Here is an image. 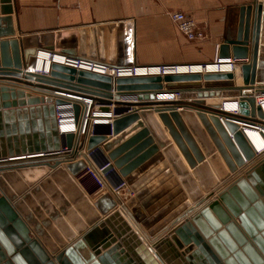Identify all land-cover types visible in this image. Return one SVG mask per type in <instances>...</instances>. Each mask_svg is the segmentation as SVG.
I'll return each mask as SVG.
<instances>
[{"label":"water","instance_id":"obj_1","mask_svg":"<svg viewBox=\"0 0 264 264\" xmlns=\"http://www.w3.org/2000/svg\"><path fill=\"white\" fill-rule=\"evenodd\" d=\"M14 13L13 0H0V264H264V159L255 163L256 151L243 127L230 123L228 131L220 119L224 115L246 124L252 115L264 126V110L257 103V95L264 94V1L229 9L219 57L238 60L241 84L235 72L113 78L58 62L42 75L29 70L36 49L23 47ZM232 90L241 94L237 114L209 103ZM65 93L114 101L118 116L88 140L80 132L61 136L56 105L72 101ZM73 107L79 123L85 106L76 100ZM110 134L114 164L104 172L118 169L117 183L125 178L141 200V209L129 217L132 224L126 221L121 231L114 226L121 214L115 198L105 194L91 203L72 179L86 166L85 160L73 159L78 150L101 152ZM61 146L68 150L59 153ZM161 149L185 193L178 187L160 199L176 179L154 191L171 171L149 184L167 162L144 176L162 158L155 156ZM11 168L18 169L7 171ZM51 170V178L66 191L72 188L98 221L74 198L88 225L73 222L77 231L69 227L70 232L81 235L63 249L67 239L51 242L32 215L38 211L31 205L32 214L25 209L31 195L17 199ZM42 187L46 183L30 192L39 202ZM170 222L173 228L163 235Z\"/></svg>","mask_w":264,"mask_h":264},{"label":"crops","instance_id":"obj_2","mask_svg":"<svg viewBox=\"0 0 264 264\" xmlns=\"http://www.w3.org/2000/svg\"><path fill=\"white\" fill-rule=\"evenodd\" d=\"M252 1L253 0H13V4L15 7V26L17 31L22 33V35H20L22 39H24L26 35L37 36L51 32H59L58 35H60V32H68V36L65 39L66 46L81 50L87 46V43L84 41V36L80 35L82 31L97 29V27H100L103 31H113L115 24H119L118 28L120 31H133L135 33V60L137 63L199 64L208 63L215 59L217 46L224 41L226 36L229 9L232 6L249 4ZM171 11H182L193 17L199 23L200 27L208 34V37L201 41H190L187 39L169 16ZM56 42L59 46L63 43V40L59 36ZM105 42L106 45L109 46L107 37ZM41 55L42 53L40 52L38 59ZM46 55L48 57V54ZM59 59L60 57L56 55L55 60ZM210 65L212 64H209V66ZM194 66L200 67L199 65ZM208 70L211 71V69ZM237 83H243L240 70L237 75ZM225 93H230V91ZM218 99L219 98H213L208 99V101L209 103H213ZM226 106V109H232L228 104ZM178 110L181 111V108H178ZM247 129L249 128H246V135L254 146L257 141L248 135ZM261 137L264 139L262 135ZM159 154L162 155V158L153 163L146 170L144 176L157 169L163 162H167L168 167L166 170H162L155 175L149 184L161 178L167 171H171L172 176L161 181V183L155 187L154 191L160 189L172 179H176V186L168 190L160 199H163L178 187H181V193H185V187L168 161L163 149L155 156ZM155 156L147 160L144 164L150 162ZM183 159L185 160L184 157ZM187 166H189L188 163ZM17 169L18 168H11L7 171H17ZM190 170L192 169L190 168ZM53 171L54 170H51L43 175L34 185H29L28 190L22 195H18L17 199L23 195H31L29 197L30 202L28 201L29 203L27 202L24 204L25 209L32 214L31 205L38 211V214L34 215L33 213L32 215L35 221H38L45 231L49 233L48 235L51 242L53 241L58 244V241L62 243V241L65 242L64 239H67L66 242L62 243L60 246V249H63L64 246L81 235L77 232V236H73L70 232V228L72 231H77L73 222L78 227L82 226L80 221L88 225L87 219L81 213L79 207L74 203V198L83 205L90 219L93 221L95 220V223L98 221L72 188L68 190V192L56 180L51 178V173ZM0 176H2V172H0ZM48 178L51 179L53 184L47 182ZM72 179L88 197L91 203H94L100 198L94 199L90 194L94 190V183H90L89 181V186L86 185L85 187L77 181L75 175H72ZM41 182L46 183L47 188L42 187L41 192L37 193V196L41 199V202H39L37 197L30 194V192L35 189L34 187L36 185L39 186ZM221 185H223V182H221L220 186ZM52 195L56 197L57 201ZM176 197L177 196L167 203H171ZM140 209L141 200L138 199L135 192L132 197V202L129 204L128 213L135 214ZM142 209L146 211V209ZM134 214H132V216ZM184 214L185 212L180 214V216ZM53 216L56 217V220H54ZM104 216L105 215H102V218H104ZM148 217L150 216L148 215ZM44 221L49 224L48 227L50 229L45 227ZM126 221L132 224L128 216L120 214L114 221L115 228L119 231L127 229L128 225ZM168 225L169 228L162 232L163 235L167 234L173 228L171 222ZM67 235H70L73 239L69 240Z\"/></svg>","mask_w":264,"mask_h":264},{"label":"built area","instance_id":"obj_3","mask_svg":"<svg viewBox=\"0 0 264 264\" xmlns=\"http://www.w3.org/2000/svg\"><path fill=\"white\" fill-rule=\"evenodd\" d=\"M169 16L177 25L178 29L190 41H201L208 37V34L200 27L199 23L186 13L182 11H171ZM118 25L119 24H115L113 31H103L100 27L89 31H82L81 33L83 34L80 33V35L84 36V41L89 42L87 43V46L81 50L72 47L77 50L76 54L66 52L67 49H71L67 46L57 45L58 47H48L46 51L48 53L49 62L45 63L44 67L36 72L42 75H49L51 64L53 62L69 65L77 69H84L109 75L113 78L122 76L165 75L169 73L209 71L208 63H137L135 60V33L133 31H120ZM60 33L67 34L68 32ZM106 37L109 40V46L106 45ZM219 47L220 45L217 46V53L215 59L212 61V63L217 66L216 72H236L239 67L238 60L232 57L220 58ZM56 53L60 55L59 60H55ZM37 55H39V53L36 51V54L32 56ZM50 58H52L51 61ZM120 61L122 62L120 63ZM181 65L187 66L189 70L179 71ZM194 65H199L201 70H192ZM63 95H65V97H70L72 101L63 105H56L58 132L61 136L68 133L80 132L82 135H85L88 140L90 136L98 132H104L106 126L112 125L113 121L118 116L116 113L118 105L114 101H112V103L94 102L89 96H80L70 93H65ZM175 97L179 98V94H176ZM240 97V92L232 90L230 93L222 94L217 100V103L221 104L223 110L237 114L239 112ZM76 100L81 101L82 106H85V112L81 116L79 123L76 120L73 107V102ZM257 103L263 106L264 94L257 95ZM227 104L232 108L231 110L226 109ZM220 119L228 131L230 123H239V127H243V129H245L244 126H262L264 134V126L259 122L260 118L258 116L253 117L250 115L248 118L249 120L245 122L246 124H244V122L233 121L224 115L220 116ZM108 137L109 140L101 146V152H97L96 150L88 151L87 149L78 150L73 159L85 160L86 166L76 173L75 177L77 181L85 187L89 184V181L90 183H94V190L90 193L94 199L105 194L115 198V200H117L116 210L129 218L130 214H134L128 213V209L135 192L125 178H122L121 181L117 183L118 169L115 168L104 172L110 164H114V159L109 156L112 149V146L109 144L114 142V135L110 134ZM254 149L256 151L255 163H257L262 160L261 150H257L255 147ZM67 150L68 148L66 146H61L58 152L64 153ZM105 159L107 160L106 162ZM247 164H250V162L247 161Z\"/></svg>","mask_w":264,"mask_h":264},{"label":"bare ground","instance_id":"obj_4","mask_svg":"<svg viewBox=\"0 0 264 264\" xmlns=\"http://www.w3.org/2000/svg\"><path fill=\"white\" fill-rule=\"evenodd\" d=\"M260 1H264V0H260ZM59 36L63 40V43L61 45L66 46L65 39L67 38L68 33L67 34L61 33L60 35H58V33H44V34L37 35V36L36 35H26L24 37V39H23V47L24 48H36V51L38 53H40V52L42 53V55L40 56L39 59H38L39 55L32 56L30 58V60L28 62L29 70L36 72L37 67H38V71H40L41 68L44 67L45 63L49 62V58L46 55V54H48L46 50L48 47H58L56 41H57ZM43 54H45V55H43ZM57 56H60V55L57 54ZM37 61H38V66H37ZM50 61H51V59H50ZM183 64H185V63H183ZM208 64H212V65L208 66L209 67L208 69H211V71L212 70L216 71L217 66L214 63H212V61L208 62ZM183 67L188 68L185 65H181L179 67V69L183 68ZM193 67H195V66H193ZM198 68H200L199 70H201V67H198ZM239 70H240V67H238L237 71L235 72L237 75H238ZM262 107H264V104ZM263 110H264V108H263ZM232 124H234V123H232ZM234 125L237 127L240 126L239 123H235ZM244 128H245V130H246V128H249V129H247L248 135L257 141L256 144H254V146L257 147L259 150H261L260 152H261V157L263 160L264 159V147H263L264 146V139H262L261 135L264 137V134H263L262 126H260V127L244 126ZM248 165H250V164H248ZM123 217H125V216H123ZM132 217L133 216L130 214V218H132Z\"/></svg>","mask_w":264,"mask_h":264},{"label":"rangeland","instance_id":"obj_5","mask_svg":"<svg viewBox=\"0 0 264 264\" xmlns=\"http://www.w3.org/2000/svg\"><path fill=\"white\" fill-rule=\"evenodd\" d=\"M86 42V41H85ZM89 41H87L86 43H88ZM90 44V43H89ZM200 68H198V67H192V70H194V71H200L199 70ZM187 70H189V68H180L179 69V71H187ZM218 101H215V102H213V103H217ZM230 110V109H229ZM255 147V146H254ZM264 147V146H263ZM255 148H257V147H255ZM258 149V148H257ZM259 150V149H258Z\"/></svg>","mask_w":264,"mask_h":264}]
</instances>
